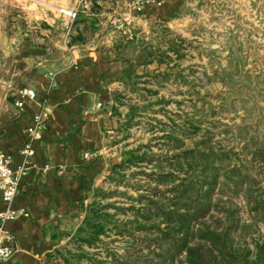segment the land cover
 <instances>
[{
    "label": "crops",
    "instance_id": "obj_1",
    "mask_svg": "<svg viewBox=\"0 0 264 264\" xmlns=\"http://www.w3.org/2000/svg\"><path fill=\"white\" fill-rule=\"evenodd\" d=\"M135 2L68 0V7L77 6L76 19L64 23L52 11L37 18L34 28L0 19V153L13 170L25 165L22 150L34 117L42 107L48 112L12 204L27 215L6 226L15 254L0 264H64L58 253L75 251L71 240L95 191L111 187L112 168L138 146L137 128L125 131L129 106L151 104L155 98L144 89L157 87L142 83L172 71L126 59L136 57L160 29L171 28L191 0H143L139 8ZM121 23L135 31L134 40L117 30ZM120 44L129 46L123 51ZM71 56L75 68H67ZM27 91L35 93L34 100L24 96ZM5 208L0 194V212Z\"/></svg>",
    "mask_w": 264,
    "mask_h": 264
},
{
    "label": "trees",
    "instance_id": "obj_2",
    "mask_svg": "<svg viewBox=\"0 0 264 264\" xmlns=\"http://www.w3.org/2000/svg\"><path fill=\"white\" fill-rule=\"evenodd\" d=\"M167 42V51L143 42L139 54L126 62L138 66L156 62L173 71L177 60L184 57L185 41L180 40L179 45ZM128 46L120 44L118 49L125 51ZM171 75L160 76L168 80ZM174 76L187 83L182 72ZM158 78H153L156 87L161 86ZM217 80L230 87L242 104H253L245 110L248 116L259 117L253 124L236 126L239 151L223 147L216 139L214 122L204 126L205 119L188 118L178 123L163 110L164 122L150 114L155 111L153 102L130 105L125 131L145 128L153 141L125 151L122 163L111 170V187L95 191L71 240L75 251L58 253L64 264H109L107 258L98 260L94 253L108 246L106 239L112 233L145 245L153 260L137 264H264V236L258 233L259 226H264V108L255 105L257 97L264 100V89L248 73L235 81L231 73L223 71ZM145 91L148 97L163 101L156 91ZM147 115L151 117L146 119ZM159 132L161 136H157ZM153 142L160 152L154 150ZM138 176L143 180H137ZM130 188L138 192L136 199L129 196ZM235 196L242 197L249 220L241 219ZM138 234L142 240L136 238ZM116 256L113 263L130 264L126 259L128 262H119Z\"/></svg>",
    "mask_w": 264,
    "mask_h": 264
},
{
    "label": "rangeland",
    "instance_id": "obj_3",
    "mask_svg": "<svg viewBox=\"0 0 264 264\" xmlns=\"http://www.w3.org/2000/svg\"><path fill=\"white\" fill-rule=\"evenodd\" d=\"M190 5L175 22L171 23V28L160 29L158 36L153 37L152 42L149 40L152 45L163 51H167L168 40L178 45L180 40L185 41L181 50L184 57L177 60L178 67L171 72L170 79L164 80L158 76L161 86L157 87L155 93L157 98H162L163 101L157 102L155 99L156 101H153V104H156L155 111L150 114L156 115L157 120L164 122L166 117L163 110H167L178 123L188 118L201 121L205 119L204 126L214 122L217 126L214 127L216 139L223 147L239 151L241 143L234 139L236 126L253 124L254 119L257 120L259 117L248 116L245 110L250 109L253 104L251 102L242 104L238 95L230 87L222 85L217 78L226 71L237 81L244 73H248L257 77L262 84L261 88L264 89V0H191ZM68 6V0H0V19H8L21 27L28 23L34 28L40 23L38 19L42 16L47 17L53 11L61 14L63 19L65 17L62 22L66 23L72 20V13L77 8ZM170 55L175 59V55L172 53ZM179 72L183 73L187 83L175 78L174 75ZM149 80L142 84L152 87L155 79ZM146 94L150 96L147 92ZM255 101V105L264 108L263 99L257 97ZM151 115L145 118H150ZM142 120L144 123V119ZM168 120L167 117V122ZM261 121L264 122V115ZM161 128L162 126L158 130ZM226 128L229 130L227 133L224 131ZM161 134L159 132L157 136ZM136 136L139 142L137 145L153 141V135L145 128L137 129ZM154 143V150L160 152ZM136 179L143 180L142 176ZM128 190L129 196L135 199L138 197V192L134 189ZM233 198L240 208L241 219L249 220L242 197ZM127 204L128 202L124 204L125 208L128 207ZM120 205L123 206L122 203ZM258 230L259 235L264 236V226L260 225ZM255 237L258 238V235ZM136 238L142 240L143 237L138 234ZM251 239L249 237L247 239L249 245L252 244ZM106 241L108 246L102 251L99 250L100 253H94L98 260L107 258L109 264H117L113 263V255H117L119 262L129 261L130 264L153 260L144 244L118 237L114 233ZM130 257L132 262L129 260Z\"/></svg>",
    "mask_w": 264,
    "mask_h": 264
},
{
    "label": "built area",
    "instance_id": "obj_4",
    "mask_svg": "<svg viewBox=\"0 0 264 264\" xmlns=\"http://www.w3.org/2000/svg\"><path fill=\"white\" fill-rule=\"evenodd\" d=\"M142 3L143 0H139V2H135L134 4L139 8ZM71 18H77V10L73 11ZM117 30L121 32L128 41H132L136 38L134 30L123 23L117 25ZM77 65L76 57L71 56L67 68H75ZM24 96L31 100L35 99V93L32 91H27ZM16 106L22 108L23 102L18 100ZM47 117L48 112L45 107H42V110L34 117L32 127L28 130V137L22 150L25 165L18 170H13L11 168L10 160L0 153V194L6 206L5 210L0 212V262L10 260L15 254L13 237L6 229V226L8 223L16 221L22 215H27L25 212H17L13 210L12 204L18 196L20 185L29 171L26 165L29 164V160L34 157L35 146L42 139ZM92 157V155L86 154L84 159L90 161L92 160Z\"/></svg>",
    "mask_w": 264,
    "mask_h": 264
}]
</instances>
